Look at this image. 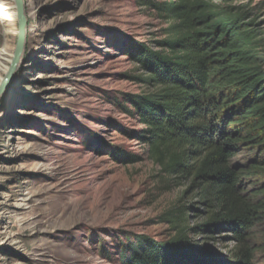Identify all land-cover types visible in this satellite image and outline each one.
Instances as JSON below:
<instances>
[{
  "label": "rangeland",
  "instance_id": "1",
  "mask_svg": "<svg viewBox=\"0 0 264 264\" xmlns=\"http://www.w3.org/2000/svg\"><path fill=\"white\" fill-rule=\"evenodd\" d=\"M147 1L23 0L25 51L0 104V264H129L142 237L175 236L167 219L184 206L203 264H245L232 234L196 230L208 216L182 196L190 180L170 182L149 160L126 102L152 91L130 78L142 73L130 53L166 38ZM209 1L245 8L264 60V0ZM16 42L13 2L0 0V82ZM262 231L247 264H264Z\"/></svg>",
  "mask_w": 264,
  "mask_h": 264
},
{
  "label": "trees",
  "instance_id": "2",
  "mask_svg": "<svg viewBox=\"0 0 264 264\" xmlns=\"http://www.w3.org/2000/svg\"><path fill=\"white\" fill-rule=\"evenodd\" d=\"M145 4L167 24L166 38L158 43L160 51L140 46L130 53L142 72L130 78L152 91L126 102L145 126L141 138L149 160L170 182L190 180L182 196L195 194L208 216L196 230L229 232L247 264L254 258L253 230L261 227L264 236L259 34L245 8L209 0ZM180 209L167 219L175 236L164 242L142 237L129 264H203L187 239L190 209Z\"/></svg>",
  "mask_w": 264,
  "mask_h": 264
},
{
  "label": "water",
  "instance_id": "3",
  "mask_svg": "<svg viewBox=\"0 0 264 264\" xmlns=\"http://www.w3.org/2000/svg\"><path fill=\"white\" fill-rule=\"evenodd\" d=\"M12 2L17 22V42L12 63L0 82V104L22 62L26 46L27 19L24 13L23 0H12Z\"/></svg>",
  "mask_w": 264,
  "mask_h": 264
}]
</instances>
